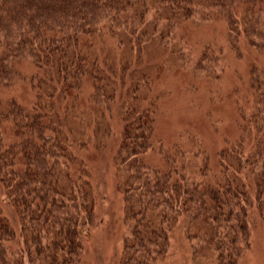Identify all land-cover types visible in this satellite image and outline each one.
<instances>
[{
	"label": "trees",
	"instance_id": "obj_1",
	"mask_svg": "<svg viewBox=\"0 0 264 264\" xmlns=\"http://www.w3.org/2000/svg\"><path fill=\"white\" fill-rule=\"evenodd\" d=\"M213 24L224 33L179 37ZM225 43L263 59L238 109L165 139L155 71L183 68L199 98ZM101 154L129 226L124 264L158 261L180 220L205 222L216 262L240 264L264 225V0H0V264H82L109 205Z\"/></svg>",
	"mask_w": 264,
	"mask_h": 264
},
{
	"label": "rangeland",
	"instance_id": "obj_2",
	"mask_svg": "<svg viewBox=\"0 0 264 264\" xmlns=\"http://www.w3.org/2000/svg\"><path fill=\"white\" fill-rule=\"evenodd\" d=\"M213 25L205 30L187 29L181 32L179 37L203 42L211 34L224 33L220 25ZM220 46L222 47V61L219 66L223 67L226 64V69L224 70L223 67L224 72L221 78L215 75L201 76L195 88V91L199 89L201 92L199 98L187 92V89L192 88L188 86L190 78L184 73L183 68L161 66L155 71L156 88L162 96L157 128L159 134L165 139H174L179 134H185L182 131L193 128L195 125H201L204 114L211 115L212 120L217 122L218 126L223 127L227 117L233 115V111L238 109L236 93L246 94L245 74L248 75L252 67L263 64V59L261 56L256 58L254 48L244 44H239L238 50L233 49L236 46L226 43ZM135 53L139 56V48H136ZM181 64L179 63V66ZM203 78L206 81L210 79L213 81L208 84ZM154 88L153 93L155 94ZM216 89L222 95L224 93L221 100L216 96ZM229 94L231 95L227 97ZM209 140L212 138L210 137ZM153 158L155 159V156ZM93 168L94 172H99V189L101 193L104 192L109 205H103L99 223L91 228L89 237L84 241L82 264H124L125 242L130 231L125 214L120 209L119 194L112 182V164L106 165L105 156L101 154L100 157L93 159ZM105 179L108 181L107 184H105ZM216 259L214 238L207 224L202 221L180 220L171 232L169 251L153 264H218ZM240 264H264V225L258 219L252 226L251 247L241 259Z\"/></svg>",
	"mask_w": 264,
	"mask_h": 264
}]
</instances>
